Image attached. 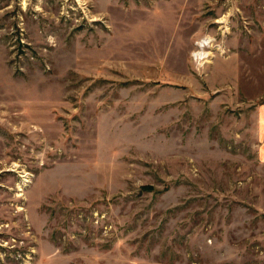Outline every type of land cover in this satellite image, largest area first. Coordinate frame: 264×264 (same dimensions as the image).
Wrapping results in <instances>:
<instances>
[{
    "label": "rangeland",
    "instance_id": "obj_1",
    "mask_svg": "<svg viewBox=\"0 0 264 264\" xmlns=\"http://www.w3.org/2000/svg\"><path fill=\"white\" fill-rule=\"evenodd\" d=\"M0 264H264V0H0Z\"/></svg>",
    "mask_w": 264,
    "mask_h": 264
},
{
    "label": "bare ground",
    "instance_id": "obj_2",
    "mask_svg": "<svg viewBox=\"0 0 264 264\" xmlns=\"http://www.w3.org/2000/svg\"><path fill=\"white\" fill-rule=\"evenodd\" d=\"M207 45H208L207 42L206 43L205 42H202V43L199 44V48L200 49H205L207 47Z\"/></svg>",
    "mask_w": 264,
    "mask_h": 264
}]
</instances>
